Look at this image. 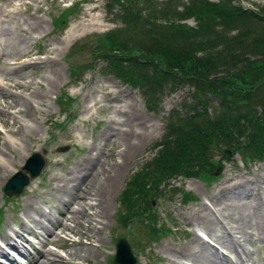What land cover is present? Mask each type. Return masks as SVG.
Instances as JSON below:
<instances>
[{
	"label": "rangeland",
	"instance_id": "1",
	"mask_svg": "<svg viewBox=\"0 0 264 264\" xmlns=\"http://www.w3.org/2000/svg\"><path fill=\"white\" fill-rule=\"evenodd\" d=\"M234 2L245 8L264 6V0ZM72 5L74 10L62 18L61 12ZM57 21L60 23L54 28L52 22ZM187 23L196 25L194 19ZM118 26L105 0H0V154L10 163L2 167L6 178L0 185V235L25 223L24 237L35 243L36 251L50 250L70 261L71 242L79 241L80 231L87 232L90 239L82 238L86 259H79L81 264H111L119 236L131 239L132 246L136 244L128 230L117 224L119 197L130 177L156 155L154 143L162 138L170 114L192 101L191 89L185 86L166 91L155 108L149 109L138 88L102 75V62L96 60L92 68L84 69L91 51L80 45L85 41L93 44L97 35ZM74 48L78 50L70 56ZM70 66L82 69L70 72ZM62 93L71 98L70 121L60 111ZM8 96L28 100L33 114L24 115V108L16 105L7 108L11 102ZM217 105L212 99L210 112ZM12 123L25 130L14 143L5 135L13 131ZM62 145L70 149L58 152L56 148ZM43 147H47L48 164L30 184L31 189L5 200L2 188L9 176L28 155ZM229 154L224 157L222 150L213 151L214 160L221 162L214 169L221 170L212 181L175 177L163 194L153 198L159 224L172 230L144 250L136 246L137 264H162L172 258L165 247L188 251L190 244L195 246V234L215 241L225 234L224 228L235 231L242 241V235L248 236L252 264H264V211L260 214L257 210L264 206V160L245 164L239 153ZM181 191L197 198L185 204ZM27 198L29 206L25 205ZM98 201L100 205H91ZM69 205L66 216L62 215ZM81 207L84 211L74 212ZM248 215L250 226L242 225ZM57 221L67 229L54 227ZM136 224L132 231L141 245L144 225ZM24 237L19 241L33 253L25 261L28 264L38 252ZM49 240L52 242L45 245ZM221 250L227 257L234 256L228 248ZM181 262L200 263L196 257Z\"/></svg>",
	"mask_w": 264,
	"mask_h": 264
},
{
	"label": "trees",
	"instance_id": "2",
	"mask_svg": "<svg viewBox=\"0 0 264 264\" xmlns=\"http://www.w3.org/2000/svg\"><path fill=\"white\" fill-rule=\"evenodd\" d=\"M233 2L105 0L119 26L85 42V67L101 61L103 74L138 88L149 109L180 87L189 86L192 98L170 114L156 155L121 192L117 221L124 228L143 218L157 234L151 200L164 192L160 186L177 176L214 179L216 149L224 157L239 153L245 163L264 160V6ZM212 99L218 105L210 112Z\"/></svg>",
	"mask_w": 264,
	"mask_h": 264
},
{
	"label": "bare ground",
	"instance_id": "3",
	"mask_svg": "<svg viewBox=\"0 0 264 264\" xmlns=\"http://www.w3.org/2000/svg\"><path fill=\"white\" fill-rule=\"evenodd\" d=\"M69 35V34H68ZM70 37V36H69ZM74 37V36H73ZM73 37H71L73 39ZM68 39V38H67ZM54 66V65H53ZM57 69V68H56ZM52 72V71H51ZM55 72V71H54ZM57 74V73H56ZM55 74V75H56ZM58 75V74H57ZM52 78V77H51ZM46 79V78H45ZM55 79V78H54ZM58 79V78H56ZM43 80V79H42ZM50 81V80H49ZM18 89V88H17ZM21 89V88H20ZM25 90V89H24ZM1 94H4L3 92H1ZM46 94V93H45ZM119 94V93H118ZM11 102L7 104V108H12L13 105H16L14 107H21L24 108L22 110L24 115H31L33 114V107H32V103H30L28 100L26 99H22L20 101H17L16 99H14V97H10ZM34 97V96H33ZM42 97V96H41ZM39 98V97H38ZM42 99V98H41ZM7 100V99H6ZM21 113V112H19ZM3 125H6V121L3 120ZM114 124V122H113ZM9 125V124H8ZM11 129H13V131L11 132H6V139H8L9 141H11L12 143L15 142V138L17 135L21 134L25 131L23 130L22 125L17 126L16 127V123H12L11 125ZM6 128V127H5ZM1 135V134H0ZM5 139V140H6ZM7 144V143H6ZM7 146V145H6ZM131 149V148H130ZM9 166L10 163H8L7 160L4 159V157L0 154V185L4 182L5 178H6V174L4 173L5 171L2 170L3 166ZM15 169V167H14ZM92 178V177H91ZM92 181V179L90 180ZM93 184L95 185V182L92 181ZM90 183V182H89ZM55 185V184H54ZM58 186V184H57ZM60 186V185H59ZM30 187V186H29ZM28 189L30 190L31 187ZM79 187V186H78ZM94 188V187H93ZM234 190V189H232ZM260 190V189H259ZM82 192V191H81ZM257 192V191H256ZM263 192V191H262ZM73 194V193H72ZM90 194H92L90 192ZM95 194V193H94ZM252 194L254 195V192H252ZM257 194V193H256ZM78 195V194H77ZM242 195V194H241ZM84 196V195H83ZM95 196V195H94ZM99 197V196H98ZM254 197V196H253ZM78 198V197H77ZM70 199V198H69ZM72 200V198L70 199ZM86 200V199H85ZM96 200V199H95ZM69 201V200H68ZM78 201V200H77ZM81 201V200H80ZM97 201V200H96ZM100 201V200H99ZM98 201V202H99ZM70 202V201H69ZM28 203H31V200L29 198H27L25 200V205L29 206ZM105 204V203H104ZM89 205V204H88ZM92 206H96V205H100V202L97 204V202H95V204H91ZM34 206V205H33ZM84 206V205H83ZM69 207H71V205H69L67 207V212L62 214L64 216H66V214L68 213ZM86 207V206H85ZM30 209V208H29ZM89 209V208H88ZM261 209L264 211V206H262V208L258 209V212H260V214L262 213ZM82 212L84 211V207H81V209L79 210H74V212ZM208 211V210H207ZM27 212V210L25 211ZM72 212V211H71ZM69 212V213H71ZM29 213V212H27ZM264 214V213H263ZM74 215V214H73ZM72 216V215H71ZM94 216V215H93ZM260 216V215H259ZM251 216L248 215L245 217L242 225H249L251 222ZM254 217V216H252ZM29 218V217H28ZM76 218V217H75ZM99 218V217H98ZM260 218V217H259ZM25 219V218H24ZM87 219V217H86ZM243 219V218H242ZM257 220V219H256ZM25 222V221H24ZM254 223V222H253ZM63 222L57 221L54 224V227H58V229H63L66 230L67 227L63 226ZM13 226V225H12ZM220 226V225H219ZM250 226V225H249ZM94 227V226H93ZM92 227V228H93ZM234 227V226H233ZM236 228V227H235ZM247 228V227H245ZM27 226L25 225V223H23V225H21L19 227V229L14 230L13 228H9V231H11L10 233H7L6 235H0V254L3 255L4 251H3V245H11V246H16L17 245V240L23 238L24 236V232H26L27 230ZM86 229V228H85ZM225 229V234L221 235V239H217L215 238V242L217 243V245L219 247L213 246L211 243H209L208 241L204 240L199 234H197L195 236V246L191 245L188 246L187 248L190 250H185V249H180V250H175L174 248H169V247H165L166 252L169 253V255L172 256L171 259H168L166 261H164L162 264H184L183 262H181L182 259L185 258H189V257H196L200 263L197 264H252L253 263V256L249 250V244H250V239L248 236L246 235H242L241 237H244L243 241L239 239L237 233L231 229L228 228H224ZM248 229V228H247ZM212 230V229H211ZM100 231V230H99ZM98 231V232H99ZM80 238L79 241L76 242H71L70 245V261L68 260H64L63 258L59 257L58 255H56L55 253H53L50 250H44V251H40L37 253V256L34 258H32V260L29 261L28 264H81L79 263V259L81 258H85V248L83 245V240L82 238H87L90 239L89 235H87V232H82L80 231ZM89 232V231H88ZM235 232V233H233ZM92 233V230L90 232V234ZM242 232H239L238 234H240ZM15 237V238H13ZM89 241V240H88ZM52 241L49 240L47 242H45V245L48 243H51ZM96 242V241H95ZM68 244V243H67ZM252 244V243H251ZM90 245V244H89ZM201 248V250L199 251L198 248ZM90 248V247H89ZM181 248V247H180ZM221 248H228L231 250L233 257H227V255H225ZM164 249V248H163ZM197 249V250H196ZM52 257H54V259H52ZM56 258V259H55ZM256 259V258H255ZM196 260V259H195ZM259 263V262H258Z\"/></svg>",
	"mask_w": 264,
	"mask_h": 264
},
{
	"label": "water",
	"instance_id": "4",
	"mask_svg": "<svg viewBox=\"0 0 264 264\" xmlns=\"http://www.w3.org/2000/svg\"><path fill=\"white\" fill-rule=\"evenodd\" d=\"M66 148H61L65 150ZM46 152L45 149L41 153H33L25 162L20 171L14 174L4 187V193L11 196H18L21 194L24 187L28 185L31 179L38 176L45 166V159L42 154ZM219 172H216L218 174ZM113 264H135L136 258L131 252V248L126 238H119L116 242V252L112 261Z\"/></svg>",
	"mask_w": 264,
	"mask_h": 264
}]
</instances>
